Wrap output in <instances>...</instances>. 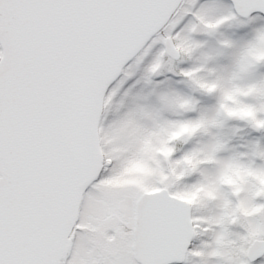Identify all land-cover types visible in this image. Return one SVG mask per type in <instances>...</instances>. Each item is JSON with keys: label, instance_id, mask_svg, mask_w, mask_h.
I'll return each mask as SVG.
<instances>
[{"label": "snow or ice", "instance_id": "1", "mask_svg": "<svg viewBox=\"0 0 264 264\" xmlns=\"http://www.w3.org/2000/svg\"><path fill=\"white\" fill-rule=\"evenodd\" d=\"M0 264H264V0H0Z\"/></svg>", "mask_w": 264, "mask_h": 264}]
</instances>
